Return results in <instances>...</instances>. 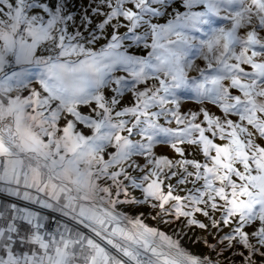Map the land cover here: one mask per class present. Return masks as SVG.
Wrapping results in <instances>:
<instances>
[{
    "label": "snow or ice",
    "instance_id": "6c2138e0",
    "mask_svg": "<svg viewBox=\"0 0 264 264\" xmlns=\"http://www.w3.org/2000/svg\"><path fill=\"white\" fill-rule=\"evenodd\" d=\"M0 264H264V0H0Z\"/></svg>",
    "mask_w": 264,
    "mask_h": 264
},
{
    "label": "rangeland",
    "instance_id": "374dc122",
    "mask_svg": "<svg viewBox=\"0 0 264 264\" xmlns=\"http://www.w3.org/2000/svg\"><path fill=\"white\" fill-rule=\"evenodd\" d=\"M71 5L73 6V8L75 9V11L78 13L80 12V10L86 6V4L88 3V0H70ZM183 99V110L187 111L189 109L191 110H195L197 108V105L195 104L194 100L188 96L187 94L182 98ZM161 151H164L163 148H161ZM130 212L134 211L132 209L129 210ZM146 223L151 224L152 226H156V222L148 219L146 220ZM159 227L166 231L171 233L172 229L168 228L164 225H159ZM183 243L185 244V246H190L189 241L184 240Z\"/></svg>",
    "mask_w": 264,
    "mask_h": 264
}]
</instances>
